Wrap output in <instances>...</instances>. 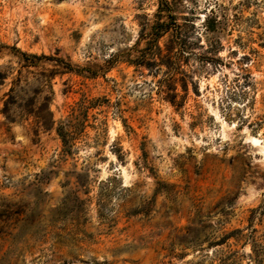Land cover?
<instances>
[{
  "label": "rangeland",
  "instance_id": "1",
  "mask_svg": "<svg viewBox=\"0 0 264 264\" xmlns=\"http://www.w3.org/2000/svg\"><path fill=\"white\" fill-rule=\"evenodd\" d=\"M167 1L0 0V69L11 46L68 60L50 109L77 124L62 155L54 129L0 113V264H209L264 245V0Z\"/></svg>",
  "mask_w": 264,
  "mask_h": 264
},
{
  "label": "trees",
  "instance_id": "2",
  "mask_svg": "<svg viewBox=\"0 0 264 264\" xmlns=\"http://www.w3.org/2000/svg\"><path fill=\"white\" fill-rule=\"evenodd\" d=\"M167 4V0H159L158 11L161 12L165 9ZM165 28L166 25L163 22L152 25L151 36L148 41L156 39L158 34ZM6 47L8 46L1 43L0 51ZM9 48L16 64H7L1 66L0 69V85L8 86L0 97L2 102L0 113L5 121L10 123L31 119L35 134L40 129L43 131L54 129L63 145L62 155L68 154L71 151L72 140L76 134V121H56L53 118L50 103L54 94L53 79L56 76L75 70L74 67L68 60L56 53L27 52L15 46ZM7 78H9L8 82L5 81ZM37 176V181H41L40 176ZM77 184L84 193L85 188L82 187L84 184L80 181H77ZM75 198L79 199L78 195H75ZM230 235V233L224 234L209 244H222ZM247 238H250L251 251L241 256L246 257V264H262L264 261V245L257 244L253 235H249ZM241 256H238L236 251L231 250L213 251L209 264H241Z\"/></svg>",
  "mask_w": 264,
  "mask_h": 264
},
{
  "label": "bare ground",
  "instance_id": "3",
  "mask_svg": "<svg viewBox=\"0 0 264 264\" xmlns=\"http://www.w3.org/2000/svg\"><path fill=\"white\" fill-rule=\"evenodd\" d=\"M246 139H248L250 142H252L254 144L259 142V139L257 137L252 136V135H248V134H247V138ZM263 148H264V146L262 147V150H264Z\"/></svg>",
  "mask_w": 264,
  "mask_h": 264
}]
</instances>
